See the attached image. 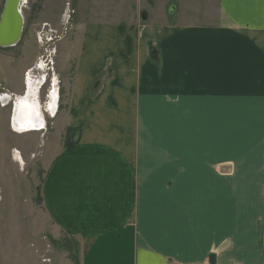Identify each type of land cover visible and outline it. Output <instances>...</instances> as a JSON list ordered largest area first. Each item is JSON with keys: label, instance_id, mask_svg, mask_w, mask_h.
Returning a JSON list of instances; mask_svg holds the SVG:
<instances>
[{"label": "crops", "instance_id": "1", "mask_svg": "<svg viewBox=\"0 0 264 264\" xmlns=\"http://www.w3.org/2000/svg\"><path fill=\"white\" fill-rule=\"evenodd\" d=\"M212 1L157 30L75 21L41 204L78 264H264V0Z\"/></svg>", "mask_w": 264, "mask_h": 264}, {"label": "rangeland", "instance_id": "2", "mask_svg": "<svg viewBox=\"0 0 264 264\" xmlns=\"http://www.w3.org/2000/svg\"><path fill=\"white\" fill-rule=\"evenodd\" d=\"M3 1L0 0V12ZM69 3L70 11L74 9L76 12L71 18V26L76 20L86 24L91 20L117 25L133 22L140 23L144 29L155 30L165 24L173 27L183 25V0L26 1L22 8L24 26L19 43L13 48L0 49V96H12L6 106H2L0 101V264H74L68 251L71 238L54 231L53 222L46 217L41 204L43 180L65 136L64 124L61 125V110L66 106L63 86L66 87L70 81L72 59L68 49L74 42H71V36L68 38L63 34L70 19L62 11L67 9ZM171 5L175 6L176 14H168ZM207 5L208 17H212L213 1L207 0ZM143 12L148 18L145 21L141 18ZM187 21L197 24L198 18L194 14ZM57 35H61V39L56 38ZM46 37L55 39L50 49L57 47L53 61L54 74L60 81V97L57 98L55 93L50 94L45 86H39L35 96L30 94L37 101L35 105L40 106L45 125L42 124L44 129L40 132L24 133L13 127V117L17 113V110L13 112V106L14 102L26 97L27 75H32L33 88L34 83L38 82V75H42L36 70V62L42 48L47 47L43 41ZM51 96L59 106L57 114H52L54 117H50L45 110ZM252 136L251 150L256 152L253 162L257 167L264 163V128L260 120L253 126ZM228 167L231 166L221 165L220 168Z\"/></svg>", "mask_w": 264, "mask_h": 264}, {"label": "water", "instance_id": "3", "mask_svg": "<svg viewBox=\"0 0 264 264\" xmlns=\"http://www.w3.org/2000/svg\"><path fill=\"white\" fill-rule=\"evenodd\" d=\"M23 0H4L0 12V49L15 47L22 36L24 19L21 15V2ZM175 13V6L171 5L168 11L169 15ZM145 19L146 16H143ZM151 46V44H148ZM149 51L153 54V48ZM213 264V256L210 258Z\"/></svg>", "mask_w": 264, "mask_h": 264}, {"label": "bare ground", "instance_id": "4", "mask_svg": "<svg viewBox=\"0 0 264 264\" xmlns=\"http://www.w3.org/2000/svg\"><path fill=\"white\" fill-rule=\"evenodd\" d=\"M24 4H26L25 0H23L21 2V6H20V8H21L20 13L22 16H23L22 8H23ZM44 69H46V68H44ZM31 72H32V70H31ZM31 76H32L31 74H28L27 78H26L25 84H26L27 93H26L25 99L15 103L14 111L16 112V110H17L15 122L18 124L13 122V127L16 128L18 131L39 129L43 124V122L41 123V121H39V122L37 121V119H41V116H38V114L36 113L37 109H36L35 102H37V101L34 99V97L32 99L29 98L31 95L32 96L36 95L35 94L36 89H38L37 86L40 85V83H38L34 86V88L32 87L33 84L28 85V84H31ZM39 82H41V80ZM32 92H33V94H32ZM48 109L49 110L51 109V104H50V106H48ZM55 110L56 109H54L53 112L50 111L49 114L52 115L53 113H55Z\"/></svg>", "mask_w": 264, "mask_h": 264}, {"label": "flooded vegetation", "instance_id": "5", "mask_svg": "<svg viewBox=\"0 0 264 264\" xmlns=\"http://www.w3.org/2000/svg\"><path fill=\"white\" fill-rule=\"evenodd\" d=\"M27 1V0H26ZM72 1V0H71ZM69 6L71 7V5H70V3H69V5L67 6V9L64 11H62V13L63 12H65V16H67L68 17V19H70V22H68V27H67V29H65L66 30V32H63V34H65L66 36H68V38L70 37V35H71V32H72V28H73V25L71 26V21H72V16H74L75 14H76V12L74 11V9L72 10V11H70V9H69ZM70 13H72V15H70ZM62 15V14H61ZM147 14L146 13H142V15H141V18L143 19V21H145V20H147L148 18H147V16H146ZM143 16H146V18L144 19L143 18ZM64 17V16H63ZM66 23H67V21H66ZM143 23V22H142ZM71 26V27H70ZM69 28H70V31H69ZM64 30V31H65ZM62 34V35H63ZM68 34V35H67ZM61 37V35L59 36V35H57V37L56 38H60ZM61 39V38H60ZM55 39L54 38H51V37H46L43 41L45 42V44H46V46L47 47H43L42 49H43V51H42V53H41V55L39 56V58L38 59H40L41 58V61L42 62H44L45 63V66H46V68L49 70V66L50 65H52V66H55V61H53V58L55 59V56L57 55V47H56V49L54 48H51L50 49V47L53 45V41H54ZM38 59H37V61H38ZM50 59L52 60V61H50ZM40 81V80H39ZM35 82L34 84L36 85V84H38V83H40V82ZM96 83V82H95ZM31 84H32V81H31ZM57 84H59L60 85V81H57ZM98 85V84H97ZM59 86H57V93H58V97H60V95H59V92H60V87L58 88ZM53 103H54V109H56V100H55V98H54V96L53 97H51V105H53Z\"/></svg>", "mask_w": 264, "mask_h": 264}, {"label": "trees", "instance_id": "6", "mask_svg": "<svg viewBox=\"0 0 264 264\" xmlns=\"http://www.w3.org/2000/svg\"><path fill=\"white\" fill-rule=\"evenodd\" d=\"M71 240V239H70ZM70 243V246H69V253H71V261L74 263V264H78V261H77V243L74 241V240H71Z\"/></svg>", "mask_w": 264, "mask_h": 264}, {"label": "built area", "instance_id": "7", "mask_svg": "<svg viewBox=\"0 0 264 264\" xmlns=\"http://www.w3.org/2000/svg\"><path fill=\"white\" fill-rule=\"evenodd\" d=\"M42 66H43V62L41 61V58H40V59H38V67L41 68ZM10 97H12V96L11 95H7V94H4L3 97L0 96V101H1L2 106H4L6 104L5 100H7V98L10 100ZM207 264H211V263L207 262Z\"/></svg>", "mask_w": 264, "mask_h": 264}]
</instances>
